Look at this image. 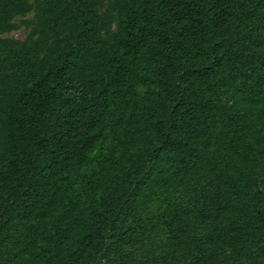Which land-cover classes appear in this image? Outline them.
Instances as JSON below:
<instances>
[{"label": "trees", "instance_id": "trees-1", "mask_svg": "<svg viewBox=\"0 0 264 264\" xmlns=\"http://www.w3.org/2000/svg\"><path fill=\"white\" fill-rule=\"evenodd\" d=\"M158 230L264 264V0H0V264H165Z\"/></svg>", "mask_w": 264, "mask_h": 264}, {"label": "rangeland", "instance_id": "rangeland-1", "mask_svg": "<svg viewBox=\"0 0 264 264\" xmlns=\"http://www.w3.org/2000/svg\"><path fill=\"white\" fill-rule=\"evenodd\" d=\"M32 15L33 13H29L27 18H31ZM21 19V17H18L17 21ZM26 33L27 29L21 26L19 29L4 34L3 36L22 39ZM153 208H156V206ZM137 253L140 256L159 257L165 260V264H182L183 262V254L175 249L174 245L167 240L165 233L161 230L149 233L143 247Z\"/></svg>", "mask_w": 264, "mask_h": 264}]
</instances>
